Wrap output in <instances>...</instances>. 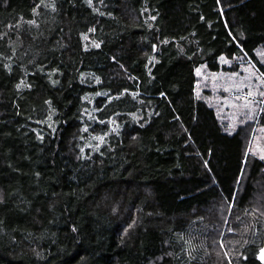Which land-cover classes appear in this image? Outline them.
I'll return each mask as SVG.
<instances>
[{
  "label": "trees",
  "instance_id": "16d2710c",
  "mask_svg": "<svg viewBox=\"0 0 264 264\" xmlns=\"http://www.w3.org/2000/svg\"><path fill=\"white\" fill-rule=\"evenodd\" d=\"M261 93L264 0H0V264H261Z\"/></svg>",
  "mask_w": 264,
  "mask_h": 264
},
{
  "label": "rangeland",
  "instance_id": "374dc122",
  "mask_svg": "<svg viewBox=\"0 0 264 264\" xmlns=\"http://www.w3.org/2000/svg\"><path fill=\"white\" fill-rule=\"evenodd\" d=\"M206 77V76H205ZM219 77L223 80L225 77L216 75L215 78L219 81ZM244 76L241 75V80ZM256 80L257 78L250 73V77H246L243 81L235 80L234 78H229L228 82L216 81V88L212 90V96L210 101L214 102V109L219 115L221 120H230V133L234 130L237 121L242 120V127L248 128L252 123V118L257 110V98L258 91H256ZM247 82H251L249 85ZM220 90L226 93L223 97ZM252 93V95H249ZM258 95V96H257ZM251 116V118H249ZM261 127H254L252 135L251 153L255 152L256 156L260 157L259 149H264V131H261ZM247 130H245L246 132ZM102 139H100L101 141ZM100 142L99 144H101ZM260 159V158H259ZM261 160V159H260ZM264 161V160H262Z\"/></svg>",
  "mask_w": 264,
  "mask_h": 264
},
{
  "label": "snow or ice",
  "instance_id": "6c2138e0",
  "mask_svg": "<svg viewBox=\"0 0 264 264\" xmlns=\"http://www.w3.org/2000/svg\"><path fill=\"white\" fill-rule=\"evenodd\" d=\"M87 2L89 3V5H91V0H87ZM53 10H55L54 8H53ZM33 11H35V9H33ZM153 19H154V17H153ZM29 23H33L32 21H29ZM83 39H87V37L86 36H84L83 37ZM95 47H99V45L98 44H95ZM153 48L155 49V45L153 46ZM221 60H223V57H221ZM196 74L199 76L200 75V68H197L196 69ZM98 95H99V93H98ZM161 95H163V93H161ZM249 95H252V93H249ZM261 95L262 96H264V93H261ZM249 118H251V116L249 117ZM261 131H264V129H261ZM259 151H260V159L261 160H264V149H259ZM247 154V153H246ZM256 153L255 152H253V155H255ZM257 259L258 260H260L261 261V264H264V248H261L260 250H259V254H258V256H257Z\"/></svg>",
  "mask_w": 264,
  "mask_h": 264
}]
</instances>
